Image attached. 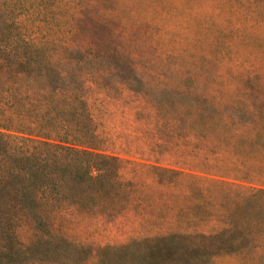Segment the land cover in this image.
I'll return each mask as SVG.
<instances>
[{"label":"rangeland","instance_id":"1","mask_svg":"<svg viewBox=\"0 0 264 264\" xmlns=\"http://www.w3.org/2000/svg\"><path fill=\"white\" fill-rule=\"evenodd\" d=\"M0 7L5 37L46 43L27 62L105 155L92 190L0 231V264H264V0Z\"/></svg>","mask_w":264,"mask_h":264},{"label":"trees","instance_id":"2","mask_svg":"<svg viewBox=\"0 0 264 264\" xmlns=\"http://www.w3.org/2000/svg\"><path fill=\"white\" fill-rule=\"evenodd\" d=\"M10 20L0 7V231L15 236L22 222L45 221L40 213L61 206L67 190H92L95 160L105 155L75 139L62 101L48 99L50 67L27 62L46 43L23 33L8 39ZM255 190L264 194V185Z\"/></svg>","mask_w":264,"mask_h":264}]
</instances>
